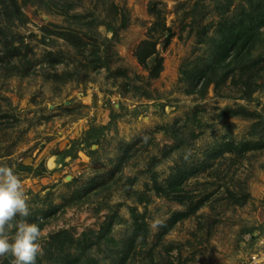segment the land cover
<instances>
[{
	"label": "rangeland",
	"instance_id": "rangeland-1",
	"mask_svg": "<svg viewBox=\"0 0 264 264\" xmlns=\"http://www.w3.org/2000/svg\"><path fill=\"white\" fill-rule=\"evenodd\" d=\"M243 2L38 0L22 6L28 18L22 24L0 16L5 38H14L17 44L22 37L30 48L28 57L34 65L26 76L7 75L0 70V164L11 166L19 177L29 212L66 202L90 179L111 170L124 144L132 143L137 149L123 166L121 181L110 195L91 192L80 202L56 211L48 220L41 229L42 251L36 263L48 261L45 247L51 234L65 229L78 238L87 229L98 231L110 207L117 208L123 217L121 223L114 224L111 235L124 240L132 232L127 206L133 205L138 212L145 211L149 229L145 242L136 246L132 258L135 264L150 263L148 250L154 258L152 264L155 261L164 264L169 258L178 260L179 264H250L253 254L264 264L261 259L264 257V148L242 155L226 151L211 159L212 165L204 171L187 180L186 188L191 193L211 192L198 210L211 222L208 232L199 231L196 218L190 216L157 240L160 224L183 206L156 195L152 189L148 192L151 200L145 206L124 195L127 178H131V189L142 190L149 182L146 162L151 155H160L166 145L176 142L172 129L185 141L155 167L159 180L168 176L170 166L180 161L181 154L189 163L197 162L205 160L207 151L219 142L256 138L250 133L251 120L239 116L221 120L216 113L224 107L244 106L263 111L264 115V87L255 91L251 100L224 96L234 91L226 85L222 94H217L212 84L204 96L188 92L192 84L190 72L207 54L208 42L219 23L232 17ZM150 5L161 12L173 34L164 47L157 44L163 69L156 78L148 77L147 70L134 55L137 43L146 37L147 27L154 20ZM104 21L116 27L114 35L107 31ZM202 27L206 28L204 32L200 30ZM46 28L78 35L87 43L83 54L75 53L63 38L45 32ZM202 35L204 41L200 42ZM1 39L4 38H0V47ZM94 44H100L99 53L103 50L108 53L110 70L93 71L86 67ZM48 50H62L65 62L54 68L38 63ZM65 70L72 72L66 82L47 77L49 72ZM111 113L117 116L99 143L91 146L94 151L79 149L77 144L84 130L89 125L106 124ZM73 144L75 157L68 155L65 164H57V152ZM40 165L44 171L36 174L34 168ZM225 188L243 191L248 198L240 205L235 204L227 198ZM17 220L19 217L10 222L4 234L14 233ZM169 244L180 246V257L176 249L166 253ZM93 252L100 253L95 248ZM6 256H0V264ZM13 259L9 264H13Z\"/></svg>",
	"mask_w": 264,
	"mask_h": 264
},
{
	"label": "trees",
	"instance_id": "trees-1",
	"mask_svg": "<svg viewBox=\"0 0 264 264\" xmlns=\"http://www.w3.org/2000/svg\"><path fill=\"white\" fill-rule=\"evenodd\" d=\"M37 1L0 0V16L3 15L7 21L16 20L22 24L28 19L22 11V6L36 3ZM149 11L154 16V20L147 27L146 37L137 43L134 55L137 62L147 70L148 77L156 78L163 69L162 56L157 44L161 43V46L164 47L173 34L170 27L166 26L160 11H157L151 5L149 6ZM124 22L125 18L122 20V23ZM103 23L107 31L114 35L116 27L110 21H104ZM200 30L204 32L206 28L202 27ZM215 31L216 33L212 36L210 43L208 42L207 54L201 58V62L197 63L196 68L190 72L192 84L188 92H197L200 96H204L207 87L212 84L214 91L217 94H222L223 87L226 85L230 86L234 91L232 93L226 92L223 94L224 96L244 100L253 99V93L264 87V0H244L235 14L230 18H224ZM45 32L54 33L56 36L63 38L75 49V53L83 54L84 46L87 43L75 33L66 30L54 31L49 28H46ZM5 35L4 29L0 27V38H4L1 39L0 70L6 71L7 75L26 76L30 74V69L34 65L31 64V59L28 57L30 53H28L30 51L28 44H24L22 37L15 44L14 38L8 39L5 38ZM105 40L107 39L105 38ZM203 41L202 35L200 42ZM257 49L258 52L255 53L254 51ZM99 50L100 44H94L91 57L86 61V67H91L93 71L101 68L110 70L111 60L108 53L104 52V50L99 53ZM64 56L65 54L62 50H48L38 63L54 68L55 65L65 62ZM71 75L72 72L65 70L61 73L49 72L47 77L66 82L71 78ZM262 112L255 109L249 110L244 106L220 109L216 116L221 120L232 116L251 120L250 133L255 135L256 138L239 142L229 139L219 142L207 151L208 155L205 160L197 162L189 163L181 154L180 161H176L170 166L168 176L164 180H159L158 174L154 170L155 167L163 162L171 151L178 149L180 142L185 141V139L179 138L177 130L172 129L171 133L176 142L166 145L160 155H151L146 162L145 172L149 174L150 180L146 182L144 188L142 190L131 189V178L126 179L128 184H124V195L139 204H144L145 206L150 202L151 197L148 192L152 189L156 195L175 200L183 206V209L174 211L160 224L156 235L157 240L166 235L178 222L190 216L196 218L199 231L206 229L208 232L212 228L211 222H208L209 219L206 215L198 213V210L204 205L211 192L195 195L186 188L187 180L200 173V171H204L212 165L213 161L210 162L211 159H215L226 151H234L238 155H242L246 151L264 148V115ZM116 116L117 114L111 113L110 119L106 124L89 125L84 130L78 144L74 143L78 145L79 149H88V151L93 152L94 150L91 149V146L99 143L100 138L110 128ZM195 118L198 122L200 121L197 116ZM191 135L196 136L194 132ZM73 147L74 144L61 152H57V164H65L64 158L68 155L71 158L75 157ZM136 153L137 149L132 143L124 144L121 146L120 154L113 162L111 170L104 175L90 179L85 183L81 191L74 192L66 202L52 205L46 209L36 208L29 212L27 217H19V219L35 222L42 229L56 211L80 202L85 197H88L91 192L110 195L109 193L121 181L123 166ZM25 168L32 169L31 166H26ZM34 169L36 174L44 171V167H41V165ZM225 191L227 198L238 205L244 203L248 198V194L243 191L240 193L229 188H225ZM127 207L131 218L130 226L132 232L124 240H117L111 235L112 227L116 223H121L123 217L119 215L117 208L110 207L109 213L105 215L98 231L87 229L78 238H74L65 229L51 234L46 241L45 250L48 252V261L45 264H135L132 258L135 255L136 246L145 242L149 229L145 220V211L138 212L133 205H128ZM94 248L100 253H91ZM173 249H176V255L180 257V246L169 244L166 247V253ZM151 254V250H148L147 255L150 263L145 262V264L153 263L154 258ZM11 259V254L7 253L3 264H9ZM36 264L42 263L37 261ZM154 264L160 263L155 261ZM164 264H179V262L169 258L165 260Z\"/></svg>",
	"mask_w": 264,
	"mask_h": 264
},
{
	"label": "clouds",
	"instance_id": "clouds-1",
	"mask_svg": "<svg viewBox=\"0 0 264 264\" xmlns=\"http://www.w3.org/2000/svg\"><path fill=\"white\" fill-rule=\"evenodd\" d=\"M28 215L19 177L11 166L0 164V256L10 253L14 258L13 264H36V258L42 251V231L35 222L19 219L14 225V233L11 236L4 234L14 218Z\"/></svg>",
	"mask_w": 264,
	"mask_h": 264
},
{
	"label": "built area",
	"instance_id": "built-area-1",
	"mask_svg": "<svg viewBox=\"0 0 264 264\" xmlns=\"http://www.w3.org/2000/svg\"><path fill=\"white\" fill-rule=\"evenodd\" d=\"M257 257V255L256 254H253L250 258H251V263L250 264H258L257 262H259V260L260 259H257L256 258ZM262 260H264V257L263 258H261ZM264 262V261H263ZM259 264H261V261L259 262Z\"/></svg>",
	"mask_w": 264,
	"mask_h": 264
}]
</instances>
